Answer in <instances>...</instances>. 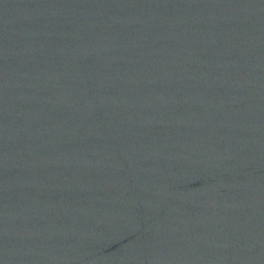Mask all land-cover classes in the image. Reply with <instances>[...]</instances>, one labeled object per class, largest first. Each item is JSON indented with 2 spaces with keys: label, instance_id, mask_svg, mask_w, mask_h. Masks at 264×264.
I'll return each mask as SVG.
<instances>
[{
  "label": "water",
  "instance_id": "obj_1",
  "mask_svg": "<svg viewBox=\"0 0 264 264\" xmlns=\"http://www.w3.org/2000/svg\"><path fill=\"white\" fill-rule=\"evenodd\" d=\"M0 264H264V0H0Z\"/></svg>",
  "mask_w": 264,
  "mask_h": 264
}]
</instances>
